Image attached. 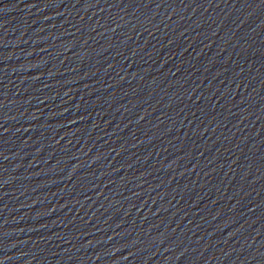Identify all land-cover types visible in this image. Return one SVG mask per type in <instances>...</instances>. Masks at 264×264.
I'll return each instance as SVG.
<instances>
[{"label": "water", "instance_id": "water-1", "mask_svg": "<svg viewBox=\"0 0 264 264\" xmlns=\"http://www.w3.org/2000/svg\"><path fill=\"white\" fill-rule=\"evenodd\" d=\"M0 264H264V0H0Z\"/></svg>", "mask_w": 264, "mask_h": 264}]
</instances>
